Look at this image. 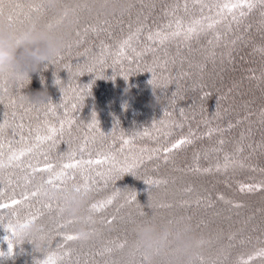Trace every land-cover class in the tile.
<instances>
[{"label":"trees","instance_id":"obj_1","mask_svg":"<svg viewBox=\"0 0 264 264\" xmlns=\"http://www.w3.org/2000/svg\"><path fill=\"white\" fill-rule=\"evenodd\" d=\"M230 2L63 0L75 18L70 45L55 65L33 74L28 85L0 86V125H4L0 131V203L30 196L48 177L47 172H33V168L51 163L58 170L63 163L74 162L69 153L75 154V160L115 156L121 164L137 166L117 179L108 176L110 162L74 170L76 180L68 187L82 183L81 171L95 181L89 182L91 198L82 216L89 215L93 203L119 190L111 206L93 215L101 235L88 240L65 243L58 233L77 236L78 222L59 228L70 219L60 213L58 203L41 194L4 209L5 225L12 211L21 220L43 213L33 222L41 227L44 239L38 248L27 242L20 245L0 225V252H7L5 237L13 239V255L0 257V264H36L48 256H55L56 264H145L131 247L136 238L133 228L149 217L169 222L181 216L192 218L200 239L198 264H240L250 256L254 257L250 264H264V257L255 255L264 249V5L243 9L244 16L237 9L234 20L226 9L221 12L222 5ZM113 5L125 10L113 11ZM0 7L17 26L35 17L48 24L59 19L45 0H2ZM213 21L219 22L209 29ZM189 27L197 29L191 39L186 38ZM177 30L180 36L169 35L163 43L155 38L157 31ZM149 35L154 39L149 40ZM126 40L125 55L120 56ZM149 69L155 72L154 85L148 83L153 78ZM89 84V90L81 91ZM43 90L50 97L42 104L21 100L24 94ZM236 102L246 114L240 122H223V115L238 113ZM50 105L54 112L48 111ZM93 113L99 130L89 128ZM68 119L73 121L71 127ZM62 120L64 130L54 140L37 141L38 135H47L49 125L59 129ZM185 137L192 142L174 149L165 160L162 149ZM125 139L130 143L124 145ZM21 152L23 156L12 159ZM226 156L229 162H237L233 191V187H223L225 177L213 176L215 172L224 176L222 167L217 171L216 166H222ZM146 180L162 182L149 186ZM241 185L261 187L241 191ZM133 193L136 202L129 203ZM45 204H51L52 211ZM241 231L246 235L239 243L248 244L250 250L239 258L223 245ZM121 244L123 248L118 247Z\"/></svg>","mask_w":264,"mask_h":264},{"label":"clouds","instance_id":"obj_2","mask_svg":"<svg viewBox=\"0 0 264 264\" xmlns=\"http://www.w3.org/2000/svg\"><path fill=\"white\" fill-rule=\"evenodd\" d=\"M46 7L59 14L55 24L44 23L40 17L33 18L23 26H17L0 7V86L10 89L29 84L32 75L48 65H55L58 58L70 45L75 18L63 0H45ZM113 11H124L113 5ZM43 83V81H42ZM128 89H125L127 92ZM49 94L46 90L24 94V103L39 105ZM155 103L158 104L155 97ZM41 196L59 204L60 213L78 222L76 235L88 240L101 233L98 221L89 215H81L91 196L89 191L77 190L74 186L54 189L44 187ZM136 238L131 247L138 251L145 264H198L201 242L192 227V218L178 217L175 221L159 222L154 217L140 221L133 228ZM42 229L34 222L16 225L15 240L39 247L43 242Z\"/></svg>","mask_w":264,"mask_h":264},{"label":"snow or ice","instance_id":"obj_3","mask_svg":"<svg viewBox=\"0 0 264 264\" xmlns=\"http://www.w3.org/2000/svg\"><path fill=\"white\" fill-rule=\"evenodd\" d=\"M196 2H199V0H196ZM0 3H2V0H0ZM257 4L260 5H264V0H233V2L230 3H224L222 5L221 8V12H223V10H227V12L229 14H231L233 16V19H236V15H235V10L239 9L241 10L239 12L240 16H244L245 12L243 11V9H248L249 11H251L253 8H255L257 6ZM219 14V13H218ZM219 21H213L212 23L208 24V28L211 29L215 23H218ZM197 33V29L195 27H189L186 30V38L187 39H191L193 34ZM171 35L173 37L176 36H180L181 35V31L177 30L174 31L172 33L169 34H162L161 32L157 31L155 33V38L159 40V42L163 43L164 40L168 39V36ZM131 39V37H129V40ZM149 40H153L154 37L153 35H149L148 37ZM129 41L126 40L123 42V44L120 46V51H119V55L120 56H124L125 55V46L128 45ZM117 63H119L120 61L117 60ZM101 63L103 64L104 62L101 61ZM71 66H69L70 68ZM89 71H92V69H89ZM149 72L152 73V79L149 80V84L154 85L155 84V72L152 69L148 70ZM116 75L115 72H113V77ZM121 76L124 77V79L128 78V74L121 72L120 73ZM100 78H104L103 75ZM57 84L60 83L59 80L56 81ZM91 87V85H87L85 86L84 89H81V91H85V90H89ZM77 99H80V97L78 96ZM3 101L0 100V103H2ZM64 106V105H61ZM72 108L75 109L76 108V104L72 105ZM49 112H54L55 108L52 107L51 105L48 108ZM167 114V113H166ZM262 115H264V112H262ZM65 116H67V111H65ZM67 124L69 125V127H71V124L73 123V121L71 119H68ZM7 123V121H5V124ZM118 123V122H117ZM161 123H163V121H161ZM64 125H65V121H61L60 122V127L59 129H57L54 126L49 125L47 127V135L44 136H40L38 135L36 137L37 141L40 142H44V141H49V140H54V137L57 136L58 133H62L64 130ZM4 125H0V131L3 130ZM22 127V125H21ZM232 125H229V128H231ZM89 128H96L97 130H99V122L96 118V114L93 113L92 114V118H91V123L89 124ZM147 134V132L145 133ZM209 136L212 135V131H209L208 133ZM192 141L190 139H188L187 137L182 138L180 140H178L176 143L172 144L170 147H165L162 149V152L164 153V158L165 160H167V154L172 152L174 149H178L180 148L182 145L185 144H190ZM130 141L129 140H123V144L127 145L129 144ZM221 143H223V141H221ZM29 151H31V149H29ZM81 152L84 151L83 147L80 149ZM238 151H242V149H238ZM24 152H21L19 154V156H13L12 159H19L20 156H23ZM69 159L73 160L74 162H70V163H63L61 165V167L56 170L55 166L51 163L46 164L43 168H33V172H47L48 173V177L47 179H45L43 181V184L41 185L40 188H37V190L31 192L30 196L31 197H37L41 194V189L43 188L44 185H47L48 187L54 188V189H62V188H66L69 185V182H74L76 180V171L77 169H80L82 165H88L91 166L93 164H101V163H106V162H110L111 163V167L108 169V176L111 179H117L119 178L120 175L124 174V173H131L133 172L134 168L137 166L135 163L133 164H128L126 161L121 164L119 163L115 156H105L103 160L97 159V160H75V154L74 153H69ZM149 159H151V157H149ZM230 161L229 157H225V165L224 168L226 169L228 166V163ZM217 171L220 170V165H217ZM200 169L197 168V171H199ZM204 171H211V169H204ZM112 173H116L115 176H112ZM97 175H102L101 173H97ZM80 176L82 178V183H73L72 186H74L77 190H85V191H89L90 190V181L92 183H95L94 180H92L91 177L87 176L84 174V172H80ZM162 181L159 180H146L145 184L146 185H158L160 184ZM105 183H107V180L105 181ZM259 187H261L260 185H241L240 190L241 191H253L258 189ZM119 190H117V192L105 199V200H100L97 201L95 203H93L90 208L88 209L89 212V220H91V218L93 217V215L103 212L107 207L111 206L116 198V195H118ZM3 193L0 192V196H2ZM29 194H25L23 196V200H16V199H12L10 201V203H0V225H3L5 227V231L8 233H11L12 237L16 236V225H20L21 227L24 226L26 223H30L33 222L34 220H36L40 215H43V213H38L36 215H30L29 217H26L25 219L21 220L18 216V214L15 211L11 212V217L8 219L7 224L5 225V216L7 215L3 210L4 209H13L15 205L17 204H21L23 203L24 200H28L30 198ZM223 197H221L222 199ZM129 203H135L136 202V195L133 193L130 198H129ZM239 206V205H237ZM44 207L46 209H48L49 211H52V205L51 204H45ZM149 207H151V205H149ZM159 207H165V205H159ZM139 214L141 216L145 215V211L144 210H140ZM75 221L69 220L66 223H61L58 225L59 228H65L68 225L74 223ZM112 221L109 220L108 223H111ZM59 235L63 236V240L65 243L69 242V241H73L78 239L77 236L75 235H71L68 233H58ZM5 240H7V252H0V257H11L13 255V239L9 238L8 236L5 237ZM123 244L118 245V247L123 248ZM61 247H63V245H61ZM256 256H260V257H264V249L259 250L256 254ZM253 256H250L247 260H242L240 262V264H250L251 260L253 259ZM56 260L57 258L55 256H48L45 260L41 261H37L36 264H56Z\"/></svg>","mask_w":264,"mask_h":264},{"label":"bare ground","instance_id":"obj_4","mask_svg":"<svg viewBox=\"0 0 264 264\" xmlns=\"http://www.w3.org/2000/svg\"><path fill=\"white\" fill-rule=\"evenodd\" d=\"M236 104L238 106L236 109L238 113H236L234 110L233 112L223 115V119H222L223 122H226V121L227 122H240L241 121V117L243 116V114H246V112L240 107V104H238V102H236ZM240 108L242 110H240ZM182 164H184V162ZM224 165H225V162L221 166L223 169L224 176L219 172H215L213 176L217 178L225 177L226 181L223 187H233L234 175L232 174V172L235 170V167L237 166V162L235 161L229 162L226 169L224 168ZM248 165H250V168L254 167L253 163L248 162ZM234 189L235 187H233L232 191ZM262 214H264V211L262 212ZM255 229L256 227H254L252 230H247V231H254ZM245 235H244V232L241 231V234H238L236 237H232V238L229 237L228 238L229 241H227V244L223 245V247L227 249L231 253V255L241 258L245 254L246 250H250L248 247H246L248 244L244 245V244L239 243L245 237ZM219 239L220 238H216V240H219Z\"/></svg>","mask_w":264,"mask_h":264}]
</instances>
